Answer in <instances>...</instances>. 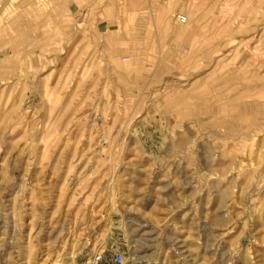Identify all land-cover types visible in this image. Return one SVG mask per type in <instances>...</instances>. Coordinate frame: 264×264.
Here are the masks:
<instances>
[{
  "label": "rangeland",
  "instance_id": "374dc122",
  "mask_svg": "<svg viewBox=\"0 0 264 264\" xmlns=\"http://www.w3.org/2000/svg\"><path fill=\"white\" fill-rule=\"evenodd\" d=\"M115 251L264 264V0H0V264Z\"/></svg>",
  "mask_w": 264,
  "mask_h": 264
},
{
  "label": "built area",
  "instance_id": "2783aa9c",
  "mask_svg": "<svg viewBox=\"0 0 264 264\" xmlns=\"http://www.w3.org/2000/svg\"><path fill=\"white\" fill-rule=\"evenodd\" d=\"M177 19L181 22L185 21V17L177 14ZM102 261V254L99 252H91L87 254L82 260L76 264H100ZM113 261L116 264H121L124 261V255L120 251H115L113 254Z\"/></svg>",
  "mask_w": 264,
  "mask_h": 264
},
{
  "label": "bare ground",
  "instance_id": "6f19581e",
  "mask_svg": "<svg viewBox=\"0 0 264 264\" xmlns=\"http://www.w3.org/2000/svg\"><path fill=\"white\" fill-rule=\"evenodd\" d=\"M179 15H182V16H184L185 17V21L184 22H181L180 20H178V23H179V26H180V28H181V32L180 33H182V32H185V30H184V27L186 26V25H188L189 23H191L190 22V17L188 16V15H185V14H179ZM164 16H165V14H164ZM176 18H177V15H176ZM15 21V20H14ZM123 60L124 61H128L129 60V58L128 57H124L123 58ZM71 258H73V256H71ZM70 264H74L73 262H70Z\"/></svg>",
  "mask_w": 264,
  "mask_h": 264
}]
</instances>
